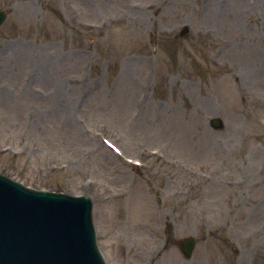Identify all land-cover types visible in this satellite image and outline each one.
Segmentation results:
<instances>
[{
	"label": "rangeland",
	"instance_id": "obj_1",
	"mask_svg": "<svg viewBox=\"0 0 264 264\" xmlns=\"http://www.w3.org/2000/svg\"><path fill=\"white\" fill-rule=\"evenodd\" d=\"M0 9V172L88 195L107 264H264V0Z\"/></svg>",
	"mask_w": 264,
	"mask_h": 264
},
{
	"label": "water",
	"instance_id": "obj_2",
	"mask_svg": "<svg viewBox=\"0 0 264 264\" xmlns=\"http://www.w3.org/2000/svg\"><path fill=\"white\" fill-rule=\"evenodd\" d=\"M23 193L0 176V264H99L86 197L47 194L34 202L38 194L31 193L26 202ZM193 242L179 241L185 257Z\"/></svg>",
	"mask_w": 264,
	"mask_h": 264
},
{
	"label": "bare ground",
	"instance_id": "obj_3",
	"mask_svg": "<svg viewBox=\"0 0 264 264\" xmlns=\"http://www.w3.org/2000/svg\"><path fill=\"white\" fill-rule=\"evenodd\" d=\"M12 55V54H11Z\"/></svg>",
	"mask_w": 264,
	"mask_h": 264
}]
</instances>
